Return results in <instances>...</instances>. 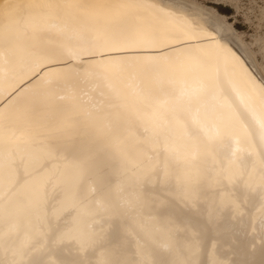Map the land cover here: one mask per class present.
<instances>
[{
  "label": "bare ground",
  "instance_id": "6f19581e",
  "mask_svg": "<svg viewBox=\"0 0 264 264\" xmlns=\"http://www.w3.org/2000/svg\"><path fill=\"white\" fill-rule=\"evenodd\" d=\"M258 53L198 0H0V264H264Z\"/></svg>",
  "mask_w": 264,
  "mask_h": 264
},
{
  "label": "rangeland",
  "instance_id": "374dc122",
  "mask_svg": "<svg viewBox=\"0 0 264 264\" xmlns=\"http://www.w3.org/2000/svg\"><path fill=\"white\" fill-rule=\"evenodd\" d=\"M215 8L221 15L226 16L237 33L244 34L247 43L253 39L264 38V1L263 0H198ZM255 52H259L257 45ZM252 48V49H253ZM260 63L264 62L262 54L258 53Z\"/></svg>",
  "mask_w": 264,
  "mask_h": 264
}]
</instances>
